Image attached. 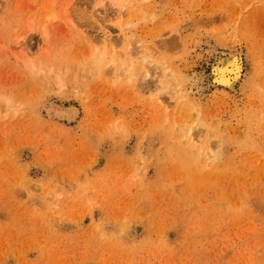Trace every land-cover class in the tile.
<instances>
[{
    "label": "rangeland",
    "instance_id": "1",
    "mask_svg": "<svg viewBox=\"0 0 264 264\" xmlns=\"http://www.w3.org/2000/svg\"><path fill=\"white\" fill-rule=\"evenodd\" d=\"M0 264H264V0H0Z\"/></svg>",
    "mask_w": 264,
    "mask_h": 264
},
{
    "label": "bare ground",
    "instance_id": "2",
    "mask_svg": "<svg viewBox=\"0 0 264 264\" xmlns=\"http://www.w3.org/2000/svg\"><path fill=\"white\" fill-rule=\"evenodd\" d=\"M116 1H118V0H116ZM122 1V0H121ZM119 6L121 5V2H119V4H118ZM67 7H68V5H67ZM67 7L65 6L64 7V9H65V13H66V15H67V13L69 12V10L67 9ZM62 13H63V11H62ZM51 15V14H50ZM69 15V14H68ZM56 17V16H55ZM54 17V18H55ZM68 19H70V21H72V20H74L73 19V17L71 18V17H69ZM52 20V19H51ZM128 27V26H127ZM125 29V28H124ZM127 29H130V28H126V30ZM126 30H124V31H126ZM128 31H130V30H128ZM125 39H127V37L125 38ZM94 41V40H93ZM96 41V40H95ZM102 41V40H101ZM100 41V42H101ZM103 42V44H105V47L106 46H108V45H111L112 44V46H111V48L118 42V41H115V39H113L112 37H111V35L109 34V33H107L106 34V37L104 38V41H102ZM102 42L100 43V44H102ZM114 42H115V44H114ZM138 42V41H137ZM97 43V42H96ZM130 43V42H129ZM208 43V42H207ZM128 44V43H127ZM136 44H138V43H136ZM97 45H98V43H97ZM211 45V44H210ZM125 47H126V45H125ZM130 47V45H128V48ZM211 47V49L214 51V53H217V47H215V46H210ZM143 48V47H142ZM139 49V48H138ZM140 50V49H139ZM127 51H129V50H127ZM143 50H141V51H136V55L137 54H140V52H142ZM212 51V52H213ZM220 51V50H219ZM234 52V51H233ZM237 52V51H236ZM223 53H224V51H223ZM227 53V52H226ZM105 54V53H104ZM134 54H135V52H134ZM134 54L132 55V56H134ZM231 54V53H230ZM237 54V53H236ZM105 56V55H104ZM103 56V57H104ZM145 56V57H144ZM143 56V58H144V60H143V64H145V63H147L148 64V62L151 60H149V55H144ZM227 56V55H226ZM214 57H215V55H214ZM225 57V56H224ZM102 58V57H101ZM101 58H100V61H101ZM216 58V57H215ZM226 58V57H225ZM135 59H137L136 57H135ZM217 59V58H216ZM219 59V58H218ZM243 54L242 53H240V52H238V54L237 55H235V53L233 54L232 53V56L230 55V57H227L226 59H221L220 58V60H217V61H215V65L213 66V71H212V73L210 74V75H208L207 77L208 78H212V81L213 82H219V84H222V86H226V87H229L230 89H232V87L234 86V85H237V83H239V81L241 80V77L243 76V75H245V73H243L244 72V63H243ZM214 61V60H213ZM114 63V62H113ZM135 65V64H134ZM152 65V64H151ZM147 66V65H146ZM159 68H160V66H159ZM230 70H229V69ZM210 70V69H209ZM229 70V71H228ZM211 71V70H210ZM152 73V72H151ZM150 75V74H149ZM165 75V74H164ZM163 75V76H164ZM167 75L168 74H166L165 75V77H163L162 79H165L166 77H167ZM231 76H232V78H231ZM162 77V76H161ZM161 79V80H162ZM210 83V82H209ZM173 84L174 83H172L171 84V80H168L167 82H164V83H162L161 82V86H163L165 89L164 90H160L159 92H158V104L160 103H162V102H164L163 101V99H164V95L163 94H166V93H168V94H170L171 92L173 93V91H171L172 90V88H173ZM218 84V85H219ZM175 85V84H174ZM211 85H212V83H211ZM214 85V84H213ZM234 89V88H233ZM156 96H157V93H156ZM156 99V98H155ZM157 103V102H156ZM161 106V105H160Z\"/></svg>",
    "mask_w": 264,
    "mask_h": 264
}]
</instances>
